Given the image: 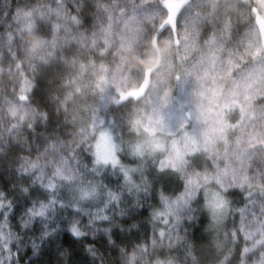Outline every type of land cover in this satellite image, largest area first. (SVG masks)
Returning a JSON list of instances; mask_svg holds the SVG:
<instances>
[{
  "label": "snow or ice",
  "instance_id": "obj_1",
  "mask_svg": "<svg viewBox=\"0 0 264 264\" xmlns=\"http://www.w3.org/2000/svg\"><path fill=\"white\" fill-rule=\"evenodd\" d=\"M0 264H264V0H0Z\"/></svg>",
  "mask_w": 264,
  "mask_h": 264
},
{
  "label": "trees",
  "instance_id": "obj_2",
  "mask_svg": "<svg viewBox=\"0 0 264 264\" xmlns=\"http://www.w3.org/2000/svg\"><path fill=\"white\" fill-rule=\"evenodd\" d=\"M162 44L165 43L164 41L161 42ZM142 55H144L145 57H148L149 56V53L147 51L145 52H142Z\"/></svg>",
  "mask_w": 264,
  "mask_h": 264
}]
</instances>
